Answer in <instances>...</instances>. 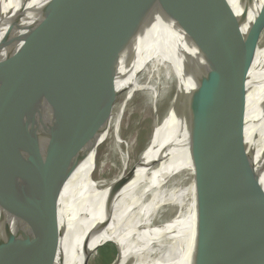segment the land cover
<instances>
[{
  "label": "water",
  "instance_id": "water-1",
  "mask_svg": "<svg viewBox=\"0 0 264 264\" xmlns=\"http://www.w3.org/2000/svg\"><path fill=\"white\" fill-rule=\"evenodd\" d=\"M2 3L8 9L1 24L0 110L39 94L48 101L52 118L44 125L30 169L33 209L26 226L32 234L23 250L11 242L16 223L10 181L17 176L14 163L24 160L0 163V264H61L53 263L60 246L51 221L67 210L62 208L64 185L95 118L88 105L108 93L124 53L148 25L193 84L185 110L194 112L205 153V169L201 159L200 164L210 202L202 195L198 207L201 215H209L180 264H264V146L257 135L262 102L254 95L264 62L253 64L264 14L255 20V30L246 32L238 0H101L81 30L78 0H50L30 35L24 21L27 0ZM117 96L110 99L109 110ZM96 143L88 154L92 161ZM103 228L105 221L93 233ZM107 243L116 247L110 264H118V242L105 241L95 251ZM84 246L73 264L80 258V264H87L92 252L87 241Z\"/></svg>",
  "mask_w": 264,
  "mask_h": 264
},
{
  "label": "bare ground",
  "instance_id": "bare-ground-1",
  "mask_svg": "<svg viewBox=\"0 0 264 264\" xmlns=\"http://www.w3.org/2000/svg\"><path fill=\"white\" fill-rule=\"evenodd\" d=\"M49 1L27 0L24 16L27 33H33L31 30L42 21V8ZM100 1L78 0V26L81 30L91 23ZM3 6V3L0 4V57L4 50V27L1 24L8 4L5 8ZM238 8L246 32L254 31L255 20L260 13L264 14V0H238ZM50 22L51 19L45 23V29ZM260 37H255L253 64L264 62V43H261ZM28 47L31 51L30 41ZM170 89L173 93L169 108L154 125L152 142L141 155L130 180L115 193L114 188L128 173L124 158L123 167L115 178L108 182L94 181V159H89L88 154L94 143L102 137L107 124H111L110 132L118 138L114 144L116 149L119 144L125 145L119 141L125 105H120L114 114L113 105L109 110L110 99L115 94L125 92L123 96H126L127 103L136 92L142 91L150 96L151 104L154 105L160 95ZM192 91L193 84L169 48L157 39L149 25L143 27L124 53L111 89L88 105L95 118L89 134H86L88 129L85 123L86 136L80 160L64 185L62 208L67 210L61 211L63 215L58 214L51 221L57 231L55 242L60 246L53 263L73 264L76 255H82L86 241L87 251L105 241L118 242L121 251L118 264H180L185 258L201 221L209 215V212L201 215L198 207L202 195L209 201V191L207 179L204 183L202 181L204 171L200 159L205 169V153L195 129L194 112L192 109L189 112L185 110ZM254 95L256 101L262 102L257 132L261 148L264 146V72L254 87ZM51 118L49 103L39 94L14 100L0 110V163L5 160L13 163V158L24 160L22 164L14 163L18 169L17 176L10 181L13 192L12 215L16 223L11 242L20 250L28 244L32 234V229L26 226L27 220L32 218L33 209L31 184L28 182L33 176L30 169L44 125ZM27 167L29 171H25ZM15 177L17 179L14 180ZM91 181L95 183V188ZM163 207L165 211L161 210ZM171 209L173 214L163 220L164 212ZM101 221H105V228L94 234Z\"/></svg>",
  "mask_w": 264,
  "mask_h": 264
},
{
  "label": "rangeland",
  "instance_id": "rangeland-1",
  "mask_svg": "<svg viewBox=\"0 0 264 264\" xmlns=\"http://www.w3.org/2000/svg\"><path fill=\"white\" fill-rule=\"evenodd\" d=\"M260 36L261 43L263 44L264 27L260 31ZM172 93L170 89L167 93L160 95L158 101L154 105L151 104L150 96L148 94H143L142 91L136 92L127 103H125L126 96H123L125 92L118 95L113 104V113H117L119 106L124 103L125 108H123V114L121 115L122 123L119 129V138L121 140L119 139V141H122L126 146L119 144V147L116 149L114 144L118 138L110 132L111 124H107L103 132L104 136L102 135L97 142L98 148L94 157V168L92 171V179L94 181L98 182L101 180L99 182H108L115 178L123 167L124 158L125 161H127L128 171L140 162L141 155L147 151L152 142L150 140H152L151 137L153 135L154 125L165 116L164 114H166L169 108ZM110 133V137L106 139ZM161 210L165 211L166 209L163 207ZM172 214L173 209L167 213L164 212L162 219L166 220L170 218ZM99 245L89 250L92 252H90L92 255L87 264H104L105 259H114L115 254L109 250H107V253L100 252L99 250L95 251Z\"/></svg>",
  "mask_w": 264,
  "mask_h": 264
},
{
  "label": "trees",
  "instance_id": "trees-1",
  "mask_svg": "<svg viewBox=\"0 0 264 264\" xmlns=\"http://www.w3.org/2000/svg\"><path fill=\"white\" fill-rule=\"evenodd\" d=\"M107 250L111 251L113 254L116 253V247L114 244H111V243H107L106 245H103L99 249L100 252H104V253H107ZM110 261L112 262V260L110 258L105 259L104 264H110L111 263Z\"/></svg>",
  "mask_w": 264,
  "mask_h": 264
}]
</instances>
